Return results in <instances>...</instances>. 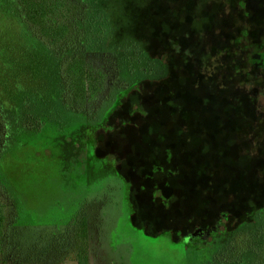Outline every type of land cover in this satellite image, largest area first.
Listing matches in <instances>:
<instances>
[{"label":"rangeland","instance_id":"obj_1","mask_svg":"<svg viewBox=\"0 0 264 264\" xmlns=\"http://www.w3.org/2000/svg\"><path fill=\"white\" fill-rule=\"evenodd\" d=\"M228 1L100 0L98 10L74 2L72 33L56 52L108 78L103 94L77 105L82 113L98 116L123 86L115 52L141 49L170 67L165 80L136 87L97 133V161L114 156L122 177L109 167L83 172L71 130L35 134L23 115L11 122L40 91L44 69L27 66L19 27L0 12L3 248L10 239L0 264H77L83 224L91 264H189L191 253L156 237L179 242L218 224L229 233L264 211V32L253 66L237 72L219 29ZM253 244L264 246V233Z\"/></svg>","mask_w":264,"mask_h":264},{"label":"trees","instance_id":"obj_2","mask_svg":"<svg viewBox=\"0 0 264 264\" xmlns=\"http://www.w3.org/2000/svg\"><path fill=\"white\" fill-rule=\"evenodd\" d=\"M74 2H79L90 10L100 8V0H0V12L19 27V44L25 53L27 66L44 69L38 78L40 91L33 93L29 101H24L23 112L9 111L11 122L21 119L23 115L25 123L31 122V126L36 129L35 134L42 129H56L58 133L71 130L80 153H85L86 166L83 172L92 173L96 166L103 169L109 167L117 177H122L112 164L114 156L102 166L97 161V133L107 128L110 117L136 87L146 81L165 80L169 76L170 67L141 49L115 52L118 80L123 86L117 88L113 98L98 116L93 118L82 113L77 105L84 101L93 102L103 94L108 78L104 71L97 69L86 59L73 57L63 60L56 52V48L72 33L71 20L76 8ZM228 5L230 13L219 29L223 35L224 53L234 59V66L236 64V70L240 73L251 68L253 58L260 53V38L264 32V0H229ZM43 90L45 95L42 94ZM30 112L35 119L30 118ZM7 135L8 133L3 135L1 142ZM73 219L72 217L69 221V227L72 226ZM16 224L15 221L14 227ZM5 225L6 218L0 209L2 259L6 258L5 253L10 243V239H5L6 246L3 248ZM220 227L218 224L210 229H197L179 242H173L168 233L156 238L165 236L166 244L182 257L191 253L189 264H264L240 259V256H244L243 250L264 256V246L253 244L264 233V211H258L253 222H244L229 233L221 232ZM86 239L87 225L83 224L76 238L79 245L74 249L73 258L77 264H91ZM1 264H6V261L3 260Z\"/></svg>","mask_w":264,"mask_h":264}]
</instances>
